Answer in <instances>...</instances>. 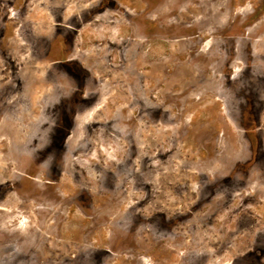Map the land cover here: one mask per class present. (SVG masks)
Masks as SVG:
<instances>
[{
	"label": "rangeland",
	"instance_id": "obj_1",
	"mask_svg": "<svg viewBox=\"0 0 264 264\" xmlns=\"http://www.w3.org/2000/svg\"><path fill=\"white\" fill-rule=\"evenodd\" d=\"M261 153L264 0H0V264H264Z\"/></svg>",
	"mask_w": 264,
	"mask_h": 264
},
{
	"label": "flooded vegetation",
	"instance_id": "obj_2",
	"mask_svg": "<svg viewBox=\"0 0 264 264\" xmlns=\"http://www.w3.org/2000/svg\"><path fill=\"white\" fill-rule=\"evenodd\" d=\"M259 81V80H258ZM71 126V124H70V122H68L67 124H66V126H64V128L65 129H69V127ZM258 129H260V128H257V130ZM239 144V143H238ZM256 144H257V146L259 147L258 149H259V151L261 152V150H263L262 148H263V139H262V137L260 136V137H258V138H256ZM225 155L228 157V154H227V152L225 153ZM225 155H224V157H225ZM260 156H261V158H259V160L260 161H262V160H264V154H260ZM235 167L238 169L239 167H240V164H235ZM223 182H228V180L226 179L225 181H223ZM195 209V208H194ZM163 219L164 220H166V217L164 216L163 217ZM176 219V218H175ZM180 219V218H179ZM178 219V220H179ZM181 219H183V220H186L187 219V217H184V218H181Z\"/></svg>",
	"mask_w": 264,
	"mask_h": 264
}]
</instances>
